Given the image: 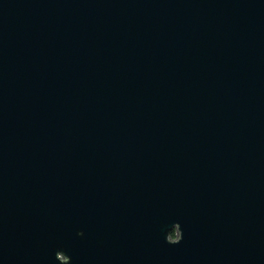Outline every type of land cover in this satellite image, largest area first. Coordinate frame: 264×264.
<instances>
[{
	"label": "water",
	"instance_id": "water-1",
	"mask_svg": "<svg viewBox=\"0 0 264 264\" xmlns=\"http://www.w3.org/2000/svg\"><path fill=\"white\" fill-rule=\"evenodd\" d=\"M0 264H264V0H0Z\"/></svg>",
	"mask_w": 264,
	"mask_h": 264
},
{
	"label": "trees",
	"instance_id": "trees-1",
	"mask_svg": "<svg viewBox=\"0 0 264 264\" xmlns=\"http://www.w3.org/2000/svg\"><path fill=\"white\" fill-rule=\"evenodd\" d=\"M173 236H175V231L173 232Z\"/></svg>",
	"mask_w": 264,
	"mask_h": 264
},
{
	"label": "flooded vegetation",
	"instance_id": "flooded-vegetation-1",
	"mask_svg": "<svg viewBox=\"0 0 264 264\" xmlns=\"http://www.w3.org/2000/svg\"><path fill=\"white\" fill-rule=\"evenodd\" d=\"M175 236H177V235L175 234Z\"/></svg>",
	"mask_w": 264,
	"mask_h": 264
},
{
	"label": "rangeland",
	"instance_id": "rangeland-1",
	"mask_svg": "<svg viewBox=\"0 0 264 264\" xmlns=\"http://www.w3.org/2000/svg\"><path fill=\"white\" fill-rule=\"evenodd\" d=\"M173 237H176V236H173Z\"/></svg>",
	"mask_w": 264,
	"mask_h": 264
},
{
	"label": "snow or ice",
	"instance_id": "snow-or-ice-1",
	"mask_svg": "<svg viewBox=\"0 0 264 264\" xmlns=\"http://www.w3.org/2000/svg\"><path fill=\"white\" fill-rule=\"evenodd\" d=\"M82 234V233H81ZM173 242H175V241H173Z\"/></svg>",
	"mask_w": 264,
	"mask_h": 264
}]
</instances>
